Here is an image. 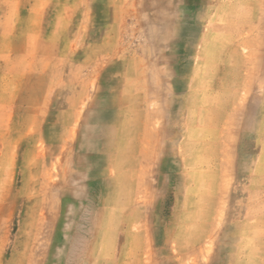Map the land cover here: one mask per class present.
Segmentation results:
<instances>
[{"label": "rangeland", "instance_id": "rangeland-1", "mask_svg": "<svg viewBox=\"0 0 264 264\" xmlns=\"http://www.w3.org/2000/svg\"><path fill=\"white\" fill-rule=\"evenodd\" d=\"M0 264H264V0H0Z\"/></svg>", "mask_w": 264, "mask_h": 264}]
</instances>
